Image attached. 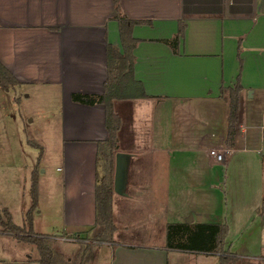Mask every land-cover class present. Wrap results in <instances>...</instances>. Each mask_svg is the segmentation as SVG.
Returning <instances> with one entry per match:
<instances>
[{"label":"crops","instance_id":"crops-1","mask_svg":"<svg viewBox=\"0 0 264 264\" xmlns=\"http://www.w3.org/2000/svg\"><path fill=\"white\" fill-rule=\"evenodd\" d=\"M119 8L123 16L144 22L132 28L138 39L133 52L135 78L149 95L116 100L122 119L119 151L129 154L124 196L131 200L133 212L145 210L139 223L152 216L151 227L159 229L162 242L153 244V235L137 244L119 242L118 227L115 245L103 244L94 264H171L175 259L179 264H221L225 253L237 256V264H264V155L252 196L249 186H237L241 172L235 168L245 156L242 151L252 150L263 136L264 0H119ZM117 12L116 0H0V60L20 82L17 86L49 88L59 95L61 175L51 176L48 186L41 177L38 189L41 200L45 189L60 191L65 225L95 221L98 143L108 138L106 106L76 102L72 94L104 92L108 46L125 51ZM181 27L176 52L165 40L178 35ZM238 81L242 89L237 145L225 149L229 103L220 96L221 88L235 87ZM187 100L215 102V109L209 107L196 119L203 127L198 143L190 135L183 140L179 135L180 124H186L183 117L192 109L183 105ZM221 100L227 102V111ZM163 131L169 135L167 145H144L152 134L158 138ZM216 133L220 140L213 143ZM218 147L227 151L222 161L234 169L231 175L225 173L222 190L217 189V157L210 152ZM153 172L160 176L150 177ZM190 216L192 223L228 227L218 249L167 247L168 225ZM256 225L259 246L254 236H246ZM246 240L251 243L235 245Z\"/></svg>","mask_w":264,"mask_h":264},{"label":"rangeland","instance_id":"rangeland-1","mask_svg":"<svg viewBox=\"0 0 264 264\" xmlns=\"http://www.w3.org/2000/svg\"><path fill=\"white\" fill-rule=\"evenodd\" d=\"M58 98V93L49 88L26 89L21 86H13L11 88L0 86V209H9L12 212L14 222L18 225H24L27 212L32 204L30 191L32 172L35 170L34 172L38 174L39 182L42 177L44 184H47V186L51 176L54 179V176L57 175L58 177L61 175L58 167L62 163L61 155L64 138H62L63 123L59 114L61 108L58 107L60 106ZM219 102L221 106L226 105L225 110L227 111V102L224 100ZM214 104L215 102L212 103L206 100H187L184 102L183 105L186 110L188 108L192 109L188 110L190 111L189 117H183L186 124H180L179 126V135L182 136V140L187 135H190L196 143L200 141L203 127L202 123L196 119L205 111H210V108L215 109ZM164 116H166V113ZM183 118H181V121ZM204 131L207 132V129L204 128ZM261 133L263 136H261L257 146L252 148V150H249L250 148L243 150L242 152L245 156L242 155L238 164L239 167H235L239 168L241 172L239 175L240 182L237 186L245 189L249 186L253 190L251 196L256 192L257 181L260 177L259 158L264 155V128ZM155 135H151L153 136L152 139L147 138L144 145H158L160 141L166 145L168 144L167 142L169 141L166 140L169 136L167 131H163L162 135L157 133L158 138ZM217 135L218 138H216ZM218 140H220V135L216 133L213 137V143ZM236 145L237 143L232 147L227 144L225 149L234 148ZM215 151L221 154L223 158L226 157L227 151L225 152L223 148L218 147ZM217 159L215 164L221 177V184L217 186V189L222 190L225 173L229 171L231 175L234 169L232 167L228 169L225 161H218ZM150 175V177L160 176L157 172H153ZM160 185L166 187L163 182H160ZM156 189L158 192L163 191ZM44 191L42 200L40 197L39 201H41L37 203L34 210L32 225L34 231L49 236L57 235L58 237L59 235V249L66 257L75 258L84 248L85 240H82L81 237H85V229L89 225L79 227L69 224L65 225L62 204H59L61 195H58V193L60 191L58 189L52 191V193L47 189ZM130 201L127 196L114 193L113 207L115 215L117 214L115 220L120 230V234L115 235V238L119 242L137 244L139 240L145 239L148 235H153V244L162 242L160 237H157L159 229L151 227L150 220L152 216H145L147 223H139L137 220L144 217L140 216V213L144 215L145 210L141 207L136 209V212H133V208H130L128 204ZM157 206L159 207L160 205L157 203ZM120 214L124 216L123 219L120 218ZM129 215L132 220L128 221ZM133 220L137 222L134 223ZM130 221H133V225L129 229L128 222ZM258 227V225L254 226L253 230ZM255 232L257 230L246 236H254L256 238L254 243L259 246L260 238L257 236L258 232L257 234ZM246 243L251 242L247 240L237 241L235 245L239 248ZM37 256L35 246L23 244L17 238L0 232V264H38V261H36ZM171 264L179 263L175 259L171 261Z\"/></svg>","mask_w":264,"mask_h":264},{"label":"trees","instance_id":"trees-1","mask_svg":"<svg viewBox=\"0 0 264 264\" xmlns=\"http://www.w3.org/2000/svg\"><path fill=\"white\" fill-rule=\"evenodd\" d=\"M117 4V18L120 20V32L124 42L125 51L122 53L117 47L108 46V67L109 76L105 82L103 93L86 94L73 93L72 99L79 103L95 105L104 103L106 106V126L108 138L100 140L97 151V179H96V216L92 225L86 229L84 248L75 258L68 256L58 247L57 235H45L34 231L33 216L34 210L39 202V178L34 171L31 177L30 191L32 204L27 212L24 225L14 222L13 216L8 209H0V232L17 238L19 242L37 249L38 264H94L97 260L98 251L105 243L115 245L114 234L118 230L116 215L113 207L114 199V164L119 151V132L122 127L121 116L116 109V100L134 99L149 97L144 85L135 78L134 52L138 39L132 36V28L136 24L144 23L141 20L130 19L120 13L119 0ZM174 38H169L165 42L169 43L177 52L178 41L182 32ZM20 82L0 60V86L5 88L19 85ZM242 89L240 81L235 87L223 86L221 97L229 103L228 127L226 144L235 145L237 136V125L239 122L240 99L239 94ZM114 177V178H113ZM264 201V198H263ZM228 227L218 222L191 223V222H172L167 228V247L182 251L208 252L218 249L221 234L227 232ZM221 264H237L240 259L231 254H221Z\"/></svg>","mask_w":264,"mask_h":264},{"label":"water","instance_id":"water-1","mask_svg":"<svg viewBox=\"0 0 264 264\" xmlns=\"http://www.w3.org/2000/svg\"><path fill=\"white\" fill-rule=\"evenodd\" d=\"M129 154L122 151H118L115 164V178L113 189L116 194L126 195L127 194V180H128V160ZM193 217L190 216L186 222H191Z\"/></svg>","mask_w":264,"mask_h":264},{"label":"built area","instance_id":"built-area-1","mask_svg":"<svg viewBox=\"0 0 264 264\" xmlns=\"http://www.w3.org/2000/svg\"><path fill=\"white\" fill-rule=\"evenodd\" d=\"M210 152H212V154L216 155L218 160H223V156L221 154H219L218 152L215 151V149H212Z\"/></svg>","mask_w":264,"mask_h":264}]
</instances>
